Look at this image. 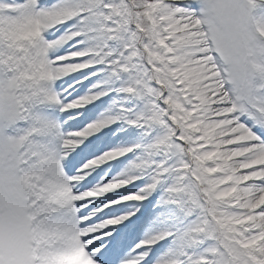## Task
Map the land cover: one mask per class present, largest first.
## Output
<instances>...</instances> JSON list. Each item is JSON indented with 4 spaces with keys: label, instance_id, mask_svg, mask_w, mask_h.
<instances>
[{
    "label": "snow or ice",
    "instance_id": "snow-or-ice-1",
    "mask_svg": "<svg viewBox=\"0 0 264 264\" xmlns=\"http://www.w3.org/2000/svg\"><path fill=\"white\" fill-rule=\"evenodd\" d=\"M0 264H264V0H0Z\"/></svg>",
    "mask_w": 264,
    "mask_h": 264
}]
</instances>
